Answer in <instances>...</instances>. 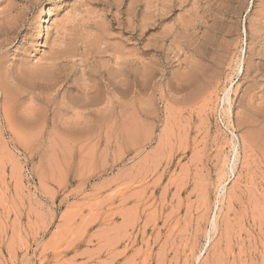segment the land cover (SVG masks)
Instances as JSON below:
<instances>
[{
  "label": "rangeland",
  "instance_id": "rangeland-1",
  "mask_svg": "<svg viewBox=\"0 0 264 264\" xmlns=\"http://www.w3.org/2000/svg\"><path fill=\"white\" fill-rule=\"evenodd\" d=\"M263 141L264 0H0V264H264Z\"/></svg>",
  "mask_w": 264,
  "mask_h": 264
},
{
  "label": "bare ground",
  "instance_id": "bare-ground-1",
  "mask_svg": "<svg viewBox=\"0 0 264 264\" xmlns=\"http://www.w3.org/2000/svg\"><path fill=\"white\" fill-rule=\"evenodd\" d=\"M42 22H44V24L41 26V29H40V31H39V38H43L44 36H45V26L47 25H49V23H50V21H49V18H48V16H47V14L43 11V13H42ZM45 25V26H44ZM228 111V110H227ZM175 116V115H174ZM7 117V116H6ZM256 131V130H255ZM179 132V131H178ZM262 132V131H261ZM255 133V132H254ZM177 136H179V135H177ZM255 137H257L258 138V136L257 135H254ZM186 137V136H185ZM261 138V137H260ZM186 139V138H185ZM182 140V139H181ZM258 140V139H257ZM256 140V141H257ZM264 142V141H263Z\"/></svg>",
  "mask_w": 264,
  "mask_h": 264
}]
</instances>
